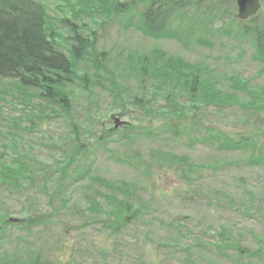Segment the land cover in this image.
<instances>
[{"label":"rangeland","instance_id":"obj_1","mask_svg":"<svg viewBox=\"0 0 264 264\" xmlns=\"http://www.w3.org/2000/svg\"><path fill=\"white\" fill-rule=\"evenodd\" d=\"M37 1L46 7L49 31H54L59 37L62 36L60 40L64 45L63 49H66L68 45L66 40H68L67 36H70V29L69 25L62 22V19L66 18L71 23L77 24L84 36L90 40L88 53L82 61L75 64L74 77L78 83L83 82L87 69L89 86L96 81L95 75L98 74L101 77L98 79L100 83L94 86V92L98 94L99 99L95 102L98 105L96 111L91 113L83 108L88 101L95 99L93 95L89 98L80 96L81 104L76 106L78 110H84L82 111L84 116L89 113L86 117L89 120L88 128L93 129L95 124L96 130L101 132L102 124L107 126L111 123L112 115L120 121L118 125L120 127L121 124H133L139 127L137 137L130 133L129 129L118 130L115 135L119 134L124 138L125 134L127 139L119 141L116 135L114 139L117 142L109 144V148L118 152L119 157L125 151H133L132 155H139V161L135 162V167L117 162L110 157V153H103L102 149L96 151L93 167L94 173H99L109 180L130 183V190L134 194L133 201L142 200L144 208L147 209L143 210L142 216L141 212L136 214L140 228L130 227L128 232H123V236L112 241L114 237L108 229L103 227L105 215L101 216L102 220L93 221L90 215L82 214L83 189H76L71 196L56 192L53 197H50L41 184L42 180L37 179L31 187L18 191L14 198H10L9 189L12 190V188L4 184L8 189L3 188L0 191V207L8 208L11 212L10 216L18 218L19 221L24 216L25 207L41 215L53 210L49 218H44L48 220L45 222L46 229L51 235L48 236L51 243L46 245L49 244L48 258H51L50 254L61 247L60 241L65 238V235L66 238L68 236L67 251L63 249L57 251L63 260L61 264H193L199 262L201 264H232L231 260L221 257L223 255L215 248V245L208 243L210 239L216 241L221 237L217 234L220 229L218 226L206 232L208 224L203 222L206 216L213 222L215 219L230 222L234 230L233 237L247 249L257 250L259 247L264 249V167L247 166L244 159H247L248 154L245 151H216L211 148L212 146L204 145L203 143L209 144L213 138L207 130L204 134L197 132L203 126L193 124L191 132L187 128L182 129L178 136L181 132L185 134L179 138L176 137L175 140L166 141L162 140L161 132L158 130L163 123H168V128L173 131V125L177 124V115L182 111L190 115L193 123L199 121L202 125L221 126L224 137L227 133L237 136L241 134L243 137H251L254 134L260 142L259 145L264 144V136L255 132V128L262 127L260 125L264 120V112L247 108L244 105L247 102V96L243 92L232 89L229 86V84L232 85L231 80L228 83L224 79L225 76L229 77L226 79H230L235 75L231 78L234 79V83L240 76L243 79L249 78L253 84H264V74L260 71L263 65L253 58L256 49L251 47L252 44L247 40L242 43L237 36L236 28L230 30V34L206 35L208 38L205 39V45L196 46L187 43L183 36H181L183 38L170 34L149 36L140 28L141 25L136 27L132 24L131 27H126L127 17L130 16L133 21L139 20V14L145 6L147 7L149 0H138L136 4L123 12H113L115 4L117 2L132 4L134 0ZM191 16L192 12L189 13V23L192 20ZM223 17L225 16H220V19L222 20ZM260 17L264 18V8ZM220 19L214 22L218 23ZM222 22L219 26L223 25L222 28L228 29L230 19L226 18ZM242 47H245V51L248 52L244 53ZM247 47L249 49H246ZM96 53H99L97 58H95ZM172 56L182 58L186 63L184 72L190 74V77L199 75V90L195 94L191 93L190 84L185 85L187 80L184 81V77L176 82L168 81L161 75V71L157 70L166 68L171 63ZM146 63H148L146 66L148 71L144 69L143 77L137 78L139 69ZM102 65H105L103 70L100 69ZM149 70L154 71V84L150 80V75H147ZM147 78L149 82L143 87L142 84ZM7 81L5 86L9 90ZM188 82H192V79L190 78ZM153 85L158 91L153 88ZM1 87L4 89V84ZM210 89L216 97H220L219 94L225 97L227 93L236 92L238 99L230 103L220 102L222 105L220 106L209 100L202 92L206 90L208 93ZM140 90L156 101V105L151 104L152 108L154 107L152 111L132 105V93L140 92ZM6 98L3 100L0 97L3 114L10 113L15 117L25 116V112L19 106L21 100L15 98L8 101ZM167 99H171L173 104L170 105L171 107L178 103L171 113L168 107L170 102ZM120 112H124L123 115ZM105 114H107L106 117ZM23 118L22 122H28L26 117ZM40 127L47 133L52 132V127L47 122H43ZM145 127L151 129L145 135H141L146 131L143 130ZM213 135L215 137V132ZM163 150L189 157L197 165L196 168L190 171L188 166L183 164L184 162L181 163L180 160L171 156L164 159ZM75 152V149L69 151V153ZM42 153L40 150L35 151L39 159ZM47 157L46 165L52 167L51 158ZM147 162H150V167L152 162L156 164L149 169V173L145 170L148 167ZM213 163L216 165L212 166ZM84 182L88 183L90 180L86 179L82 184ZM51 188L58 187L54 184ZM216 188L220 189L219 194L215 192ZM250 191L253 192L252 195ZM212 192L219 207L213 205L208 199ZM248 200L252 201L249 203ZM245 201L249 207L252 203L254 204L249 211L252 216H244L245 213L248 214L244 208ZM102 203L104 204L103 201ZM257 207L263 211L259 212ZM175 221L178 223H170ZM168 223L170 225H167ZM67 224L70 226L63 228ZM54 231L62 232V235H56ZM0 236L6 239L10 237L3 232ZM178 238L182 240V243L175 249H171L172 245L164 246ZM113 243L126 248L122 251L116 249L109 251L108 244ZM37 245L46 247L41 241ZM210 247L215 250L212 254ZM239 251L241 250L234 248L226 250V253L235 255V264H245V260L252 264H264L256 261L257 254L250 259L246 258L247 256L244 259V255Z\"/></svg>","mask_w":264,"mask_h":264},{"label":"trees","instance_id":"obj_2","mask_svg":"<svg viewBox=\"0 0 264 264\" xmlns=\"http://www.w3.org/2000/svg\"><path fill=\"white\" fill-rule=\"evenodd\" d=\"M235 1L149 0L147 1V7L145 6L144 10L140 12L139 20L133 21V18L130 19L131 17L128 16L125 26L131 27L134 24L137 27L141 25L142 27L140 28L149 36L169 34L177 37L183 36L187 43L196 46L205 45V39L208 38V35L230 34V30L236 28L240 41L245 43V40H247L248 43L252 44L251 47L256 49L253 58L263 65L261 70H259L264 74V18L260 17L262 10L246 21L240 20L237 17ZM136 2L138 0H134L132 4H130L131 2H117L113 12H123L131 5L136 4ZM191 12L192 20L189 23L190 19L188 17ZM220 16L225 17L221 20ZM226 18L231 21L228 29L222 28L223 25L219 26V23H223L222 21ZM217 19L220 20L215 23L214 21ZM62 22L65 25H69L68 28L70 29V36H67L68 40H66L68 42L66 49H63L64 45L60 40L62 36L59 37L54 31H49V17L46 7L41 2L37 0H0V97L3 100L7 97L6 100L8 101L15 98L21 100L19 106L25 112L23 117H26L29 122V124L28 122H22L23 117H15L10 115V113L3 114L0 101V191L3 188H7L4 185L7 184L12 188V190L9 189L10 198H14L18 191L31 187L37 179L42 180L41 184L50 197H53L56 192L71 196L76 189H83L84 195L82 199L84 198V200L82 206L84 209L80 206L83 209L82 214L90 215L93 221H100L102 220L101 216L105 215L103 227L110 231L111 236L114 237L112 241H115L117 237L124 235L123 232H128L127 230L130 227L140 228L136 215L131 218V213L135 211L136 214L141 212L142 216L143 210L147 208H144L142 200L133 201L132 197H134V194L130 190V183L120 180H109L99 173H94L93 158L96 151L102 149L103 153H110V157L117 162L135 167V162L139 161V155H132L133 151H125L119 157V153L110 149L109 144L117 142L114 139L116 135L119 141L124 140V138L127 139L125 134L124 138L119 134L115 135L118 130L122 129V131H125L129 129V132L137 137L139 127L133 124H123L121 127L115 128L112 115L110 118L111 123H108L107 126L103 123L101 132L98 129L96 130L95 124L93 129L88 128L89 120L86 117L89 116V113L84 116L82 111L87 110L91 113L96 111L98 105L95 102L99 99L98 94L96 95L94 92V86L100 83L98 79L101 77L98 74L95 75L94 79L96 81L89 86V71L86 69L85 76L87 78L85 77L83 82L78 83L74 79L76 74L75 64L80 60L82 61L88 53L90 40L84 36L83 31L80 27H77V24L71 23L66 18L62 19ZM246 49H249V47ZM243 50L244 53L248 52L245 51V47ZM98 55L99 53H96L95 58ZM171 60V63L166 68L157 70L161 71V75L168 81L176 82L184 77L183 80H187L185 85L190 84L192 86L191 93L195 94L199 90V75L190 77V74L184 72L186 63L181 57L172 56ZM147 64L139 69L137 78L143 77L144 69L148 71V68H146ZM104 67L105 65H102L100 69L102 68L103 70ZM153 73V70H149L147 74L150 75L152 84L155 81ZM187 77L191 78L192 82H188L189 79ZM226 78L229 77H224L228 83L230 80L232 81V85L229 84L232 89L243 92L247 96V102L244 103L247 108L264 112V84H253L249 78L243 79L240 76L235 83L234 79ZM6 81L9 90L5 86ZM147 82H149L148 78L142 84L143 87ZM3 84L4 89L1 87ZM153 88L158 91L154 85ZM211 91L210 89L208 93L206 90L202 92L209 100L219 105L220 102L230 103L232 100L238 99L236 92L227 93L225 97L220 94V97H216ZM90 95H93L95 99L88 101L83 107L84 110H78L76 106L81 104V97L89 98ZM132 97L133 106H141L148 111H152L154 107L152 108L151 104L156 105V101L149 98L143 90L132 93ZM167 100L170 102L168 107L171 113L178 106V103L171 107L173 105L171 99ZM110 108L109 105V111L111 110ZM113 109L115 110L116 108ZM123 113L120 112L121 115ZM106 116L107 114H105ZM177 117V124L172 122L174 124L173 131L168 128V123H163V126L160 129L158 128L163 141L179 138L185 134L181 132L180 136H178L179 131L185 130V128L191 132L193 124L203 126L197 132L204 134L207 130L211 134V138H213L209 144L203 143L204 145L207 147L212 146L211 148L216 151H245L248 154L247 159H244L247 166L264 167V144L260 146V142L254 134L251 137H243L241 134L237 136L227 133L224 137L223 128L219 125H202L199 121L193 123L190 115L184 114L182 111L178 113ZM169 118L172 119V117ZM172 120L175 121L174 119ZM43 122L50 124L52 132L47 133V131L42 130L40 125ZM263 122L264 120L260 125L262 126L260 129L255 128V132L260 136H264ZM188 123L190 125H187ZM131 129L132 131H130ZM150 129L145 127L143 130L146 131L141 135H145ZM214 132L215 137L213 135ZM74 149L75 153H69L70 150ZM36 150L43 152L41 159L35 154ZM163 153L164 159L171 156L180 160L181 163L184 162L183 164L188 166L190 171H193L197 166L185 155H175L165 150H163ZM47 156L51 158L52 167H47L46 165ZM149 161L151 162V160ZM150 162H147L148 170L145 169L148 173L149 169L156 165L152 162L150 167ZM215 165L216 163H213L212 166ZM86 179H89L90 182L82 184ZM54 184L58 188H51ZM215 192L219 194L220 189L216 188ZM250 194L252 195L253 192L250 191ZM213 195L212 192L208 199L211 200L213 205L219 207ZM233 196H237V194H233ZM248 201L250 203L252 200ZM250 206L245 201L244 208L248 214L245 213L244 216H252L249 211L252 210L251 208H253L254 204L252 203ZM257 208L259 212L263 211L260 207ZM30 210V208L25 207L23 218L18 223H14L7 218L12 217L8 208L0 207L1 229L9 233L8 243H18L12 249L0 246V264H61L63 260L57 251L60 249L67 251L69 248L66 247L68 236L66 238L65 235V238L60 241L61 247L50 254L51 258H48V253H50L49 244L46 245L50 242L48 236L51 235L46 229L45 222L48 220L44 218H49L54 211L41 215L37 211L32 212ZM203 222L208 224L206 232L213 230L215 226L220 228L217 234L221 238L216 241L210 239L208 243L215 245V248L221 251L222 258L231 260L230 262L235 264V255L229 252L226 253L228 248H234L241 250L239 252L244 255V259H250L257 254L256 261L264 263V249L259 247L257 250H250L241 245L233 237L232 232L234 230L230 222L218 219L213 222L207 216L203 219ZM170 223L167 225H170ZM69 226L67 224L63 228ZM121 233L122 235H120ZM55 234L62 235V232H55ZM39 241L46 247L38 246L37 243ZM181 243L182 240L178 238L169 241L164 246L172 245L171 249H175ZM79 244L82 245V243ZM211 247L210 253L212 254L215 250H212ZM125 248L120 244H108L109 251L113 249L122 251ZM216 255L218 256L219 254L216 252ZM245 264L252 263H248L245 260Z\"/></svg>","mask_w":264,"mask_h":264},{"label":"water","instance_id":"obj_3","mask_svg":"<svg viewBox=\"0 0 264 264\" xmlns=\"http://www.w3.org/2000/svg\"><path fill=\"white\" fill-rule=\"evenodd\" d=\"M263 0H237L238 17L247 20L258 14Z\"/></svg>","mask_w":264,"mask_h":264}]
</instances>
